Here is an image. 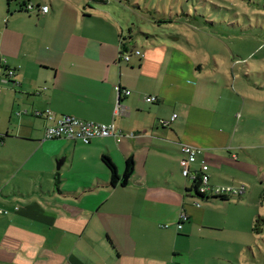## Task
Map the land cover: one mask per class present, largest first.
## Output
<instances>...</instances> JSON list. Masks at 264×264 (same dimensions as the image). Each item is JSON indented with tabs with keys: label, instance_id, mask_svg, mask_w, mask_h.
I'll return each mask as SVG.
<instances>
[{
	"label": "crops",
	"instance_id": "crops-1",
	"mask_svg": "<svg viewBox=\"0 0 264 264\" xmlns=\"http://www.w3.org/2000/svg\"><path fill=\"white\" fill-rule=\"evenodd\" d=\"M24 1L30 11L0 0V264H167L177 244L209 228L204 217L230 205V199L194 197L181 146L200 149L190 169L204 160L209 185L218 183L210 161L226 162L225 150L231 165L256 173L233 151L230 129L213 125L219 111L210 100L234 89L235 64L227 68L218 56L209 67L207 55H193L172 37L145 35L142 47L131 45L140 41L136 34L129 36L108 6L92 0ZM44 4L46 13L39 10ZM7 68L14 75L5 82ZM149 95L156 101H146ZM46 109L54 117L113 123L122 136L87 144L45 139L52 122ZM239 147L249 155L247 146ZM102 155L115 164V183ZM128 157L133 172L121 184ZM235 175L231 186L247 178Z\"/></svg>",
	"mask_w": 264,
	"mask_h": 264
},
{
	"label": "rangeland",
	"instance_id": "rangeland-1",
	"mask_svg": "<svg viewBox=\"0 0 264 264\" xmlns=\"http://www.w3.org/2000/svg\"><path fill=\"white\" fill-rule=\"evenodd\" d=\"M105 5L125 32L131 27L132 34L139 38L131 40V45H144L142 32L153 33L159 40L170 38L165 33H182L186 39H177L178 44L193 50V55H207L209 67H214L213 58L219 56L227 68L235 64L234 71L239 73L234 89L242 93L240 98L234 89L225 87L221 99L210 100L219 111L213 125L230 129L233 151L246 156L256 173L231 165L234 159L227 150L221 153L226 162L210 161L213 179L218 182L214 186H231L238 177L235 173H241L247 178L236 180L246 189L232 196L230 205L215 207L218 212H210L212 218L204 217L209 228L201 234L195 231L184 243L177 244L179 252L166 254L167 264H264L263 0H109ZM169 17L173 19L171 25L150 22V18ZM229 80L234 83L230 76ZM239 146H247L249 155ZM141 251L162 259L159 253Z\"/></svg>",
	"mask_w": 264,
	"mask_h": 264
},
{
	"label": "built area",
	"instance_id": "built-area-1",
	"mask_svg": "<svg viewBox=\"0 0 264 264\" xmlns=\"http://www.w3.org/2000/svg\"><path fill=\"white\" fill-rule=\"evenodd\" d=\"M28 8H32V4H28ZM39 10L42 13H46L49 10L47 4L40 5ZM133 53L141 56V52L138 49H134ZM125 60L129 59L127 53L121 54ZM6 76L2 78L3 81H7L10 77L14 75V70L11 68L6 69ZM115 89L120 92V86L116 85ZM125 94L129 93L128 89H123ZM146 101L154 102L156 101V96L149 95L145 97ZM118 110L116 107L115 111ZM45 116L52 122L45 127L44 138L53 139V138H66V139H75L79 140L84 144L89 143L93 138L96 137H106V136H115L119 140L122 136L120 130H117L113 123H103L95 122L92 120L80 119L71 115H62L59 117H54L50 110L46 109L44 111ZM176 114H173L172 119H174ZM161 125H166L167 121H160ZM128 136H133L134 132H129ZM181 151L184 154L183 159L181 160L182 173L184 176L191 175L192 178L200 172L201 185L199 190L201 192H206L211 190L213 194L225 193L232 196L243 193V186H212L209 185V174L207 172L208 166L204 160L199 162L198 168L193 171L190 169V165L197 160V155L200 153V149L196 148L190 144H183L181 146ZM185 219V215L181 216V221ZM164 226H167L166 224ZM181 227V223L177 224V228Z\"/></svg>",
	"mask_w": 264,
	"mask_h": 264
},
{
	"label": "trees",
	"instance_id": "trees-1",
	"mask_svg": "<svg viewBox=\"0 0 264 264\" xmlns=\"http://www.w3.org/2000/svg\"><path fill=\"white\" fill-rule=\"evenodd\" d=\"M10 1H12V0H7V3H9ZM16 1H18V4H20V10L30 11L33 8V5H32V8L31 9L27 7L28 4H31L30 2H26L24 0H16ZM92 1L94 3H97V4H106V3L109 2V0H92ZM263 4H264V0H263ZM204 21L206 22L207 20H204ZM150 22L151 23L153 22L154 24L160 25V26H161V23H165V24L171 25L173 23V19L171 17L165 18V19L150 18ZM127 28H128L127 31L129 33V36H131L133 30H132L131 27H127ZM142 34L148 35V36H153V37L155 36V34L148 33V32H142ZM165 34L167 36L172 37V38H175V39L185 38L184 34H182V33L179 34L178 32H169V33H165ZM125 51H126L125 45H124V43L121 42V54L123 52H125ZM101 160L103 161V163L105 164V166L109 170L110 177H111V182L112 183H115L116 180L119 178L118 177V174H117V171H116L115 164L112 162V160L107 155H102L101 156ZM132 172H133V160H132L131 157H128L126 159V161H125V167H124V170H123V173H122V176H121V184H125L128 181V179L132 175ZM192 179H193L192 191L194 193V197H197V198H199L201 200L219 199L221 201H228L232 197V195L225 194V193H220V194H217L216 193V194H213L211 190H208L206 192H201L199 190L200 185H201L200 172H198V174H196V176L193 177ZM240 186H242V185H240ZM241 194H238V195H241Z\"/></svg>",
	"mask_w": 264,
	"mask_h": 264
},
{
	"label": "water",
	"instance_id": "water-1",
	"mask_svg": "<svg viewBox=\"0 0 264 264\" xmlns=\"http://www.w3.org/2000/svg\"><path fill=\"white\" fill-rule=\"evenodd\" d=\"M59 165V163H57V166Z\"/></svg>",
	"mask_w": 264,
	"mask_h": 264
}]
</instances>
